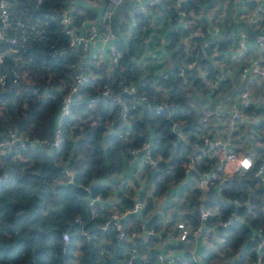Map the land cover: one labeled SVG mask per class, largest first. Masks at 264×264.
<instances>
[{"label":"trees","instance_id":"trees-1","mask_svg":"<svg viewBox=\"0 0 264 264\" xmlns=\"http://www.w3.org/2000/svg\"><path fill=\"white\" fill-rule=\"evenodd\" d=\"M21 1L27 7L26 13L17 11L11 17L37 25L36 30L27 32L28 37L24 41L9 44L0 40V74H3V81L0 82V137L12 127L30 138L49 140L56 123L61 94L76 69L78 62L75 60L80 51L67 47L66 36L58 23V12L64 0ZM215 1L182 0V7L199 13ZM176 2L159 0L147 8V14L134 12V24L128 38L115 40L120 56L111 69L107 68L105 61L97 66L82 64L81 68L91 70L94 75L89 76L80 87L69 113L61 118V142L57 149L18 147L0 159V264H124L123 258L132 243L139 255L133 264H144L140 259V255L148 249L144 239L136 236L133 242H116L110 227H100L107 210L97 209L96 214L90 216L88 199L100 193L103 197L114 195L122 205L130 204L129 182L116 186L118 174L125 154L130 156L129 149L145 140H150L153 153L163 158L157 168L152 171L147 169V180L155 188V194L164 193L171 181L183 184L181 191L185 186L189 187L190 183L186 185L182 180L181 164L190 145L185 146L176 140L171 127L172 121L179 119L189 141L196 139L202 124L195 105L203 99L196 94L198 98L195 96L191 101L192 96L185 93L183 86L200 89V95L211 97L226 80L217 90L211 91L204 87L195 67L185 68L182 74L178 68L187 61L195 60L206 70V76L212 78L213 62L226 58L227 45L232 41L229 31L235 26L245 27L244 19L232 26H229L232 23L229 19L227 26L230 30L224 29V35L194 38L190 43L192 46L185 47L180 40L186 30L177 21ZM256 3L257 0H247L244 13ZM72 16L73 24L77 26L79 18L74 13ZM159 23L163 26L154 29L153 26H159ZM154 30L157 40L151 39L146 43ZM248 32V44L254 47L259 29L249 24ZM203 40L209 41L204 49L201 46ZM146 45L151 50L142 56ZM12 48L37 66L41 73L37 78H30L33 85L26 92H23L26 88H23L14 69V61L9 56ZM162 56L167 64L164 69L158 70L161 66L158 60ZM68 62L74 64L66 67ZM66 74L69 81L63 90L51 91V85L58 83ZM164 74L167 75L164 77ZM124 84H134L137 91L145 93L153 104L163 99L169 105L160 113L135 108L124 117L120 116L119 105L110 99H98L91 107L86 106L90 97H97L102 85L110 93L119 92L122 97H127L121 92ZM8 99L11 102L5 104ZM259 110L264 111V104H260ZM263 125L264 121L261 122V129ZM259 163V160L253 159L252 167L243 176L233 175L225 183L224 194L242 199L241 188H248L249 199L255 204L251 214H247L243 206L234 207L238 218L228 228V234L221 235L224 236L222 247L226 264H245L255 254L256 241L250 240V236L258 228H262L264 233V208H261L264 185H256L257 179L253 175ZM66 170L72 173L70 181L65 175ZM140 192V196L146 197L149 203L142 215L148 218L149 224L159 228L161 223L156 215H150L154 200L145 193V188ZM199 193L196 189L190 192L193 208L186 216L192 225L198 223L194 205L201 202L204 206L217 207L225 214L232 208L218 199L211 186L202 201L198 200ZM130 221L131 227L135 226L133 217ZM62 232L66 233V240H62ZM204 251V259L208 263L212 254L206 249ZM230 254L234 255L231 260ZM178 264H193L187 251Z\"/></svg>","mask_w":264,"mask_h":264},{"label":"built area","instance_id":"built-area-1","mask_svg":"<svg viewBox=\"0 0 264 264\" xmlns=\"http://www.w3.org/2000/svg\"><path fill=\"white\" fill-rule=\"evenodd\" d=\"M34 1L40 2V0ZM158 1L106 0L105 7L98 16V22L102 27V45L96 47L93 51L91 47L95 46L98 35V25L94 21L86 23L85 26H80L82 29L79 30L78 25L73 24L71 11L64 10L59 15L58 23L61 31L66 36L67 47L78 49L80 56L88 54L85 60L86 64L97 66L101 61L99 54L103 53L106 55L107 68L111 69L120 56V52L115 45L116 35L110 26V21L115 12L130 3L131 6L135 7V11L147 14V8ZM11 4V0H0V40H6L9 44H14L17 40L24 41L28 37L27 32L36 30L37 24L20 18H12ZM175 6L177 21L186 30L180 40V43L185 47L192 46L190 43L194 38H218L223 35L221 34L222 28L206 21L211 17L210 15L204 12H192L182 7V0H177ZM244 21L245 27H239L230 32L232 41L227 45L226 51V58L238 63V77L243 84L239 98L229 103L231 126L228 132L225 135H220L200 131L197 132L196 139L189 141L188 134L181 127V120H173L171 127L176 140L182 142L185 146L190 145L181 164L182 180L186 184L187 182L190 183L189 193L194 189L198 190L200 192L198 200L202 201L207 188L211 186L223 204L232 206L229 212L225 214L217 207L204 206L201 202L199 205H194L198 223L192 225L187 219L176 221L175 229L177 232L174 233L173 230L164 227L157 228L149 224L148 218L142 215V212L148 208L149 203L146 197L140 196L141 189L139 186L128 184L130 190L129 205L120 204L116 198L111 197L113 195L103 197L100 193H96L88 199L90 216H94L97 209L107 210V216L100 227H110L114 231L116 242H119V240L132 241L136 236L144 239L148 247L147 252L140 255V259L144 264H178L184 254L174 251L179 242H186L201 236L222 242L224 236L228 234V228L238 218L237 210L234 207L243 206L247 214H251L255 210V204L249 199L250 189L241 188V197L244 196L242 199L226 195L223 192L225 183L229 178L233 175L243 176L253 164V159L248 154L242 151L237 153L232 149V139L230 138L233 133H237L241 138L252 136L257 140L264 139L261 129V122L264 121V111L259 110L260 104L253 89L255 85L264 79V0H257L256 5L245 13ZM249 24L259 29L254 47L248 44ZM208 43L209 41L203 40L202 49ZM256 49H260L261 53H256ZM82 64H76V69L72 73L65 91L61 94L58 115L51 138L49 140L30 138L12 127L7 128L0 137V159L18 147L37 148L43 146L53 149L58 148L61 142V118L69 113L73 98L77 95L80 87L89 76L92 77L91 70L81 68ZM193 67L197 70V76L204 82V87L211 91L217 90L221 82L229 78L231 72L230 65L224 60L213 62L214 72L212 78L206 76V70L195 60L185 62L178 69L182 74L185 68ZM2 81L3 74H0V82ZM199 90L195 88L197 95H200ZM121 92L127 97H122L119 92L110 93L108 88L102 85L97 91V97H90L86 102V106L91 107L98 99H110L119 105L120 116L124 117L128 111L135 108L152 109L160 113L169 105L163 99L153 104L145 93L137 91L134 84H124L121 87ZM217 111L218 107L204 111L200 118L201 123H205L208 117ZM238 125H241V127ZM115 133L121 136L120 133L116 131ZM128 153L130 156L141 155L143 163L149 171L157 168L159 162L163 160L160 154L153 153L150 140H145L141 145L132 146ZM245 162H247V165ZM227 164H230V166L227 167ZM65 175L67 180L70 181L72 173L66 170ZM253 175L257 179L256 185L258 183L264 185V157L260 159ZM261 208H264V202ZM147 214L149 215V213ZM132 217L136 221L133 227L130 223ZM125 220L127 222H124ZM61 238L62 240L67 239L65 232L61 233ZM250 240L256 241L255 254L252 258L247 259L245 264H264V233L262 228H258L250 236ZM186 251L189 253V260L193 264H207L204 253H198L191 248ZM138 256L136 245L132 243L127 253H125L123 262L124 264H133ZM231 258H234L233 254H230L229 260ZM71 264L76 263L71 262Z\"/></svg>","mask_w":264,"mask_h":264},{"label":"crops","instance_id":"crops-1","mask_svg":"<svg viewBox=\"0 0 264 264\" xmlns=\"http://www.w3.org/2000/svg\"><path fill=\"white\" fill-rule=\"evenodd\" d=\"M224 1L229 3L228 6V8L230 9L229 13H224L223 15H221L218 12V10L213 9L214 5L216 4L215 2L212 5L208 6V8L204 11V13L211 16L209 19H206L208 23H212L222 28L221 34L224 33V29L228 31L229 27L227 26V24L229 19H232V23L229 24V26L230 25L232 26L234 22L242 21L241 20L242 14H245L244 12L247 7L246 4L247 0H224ZM11 3L12 4L10 10L12 16H15L14 14H16L17 11H21V10L26 13L25 10L27 7L23 6L24 3L21 0H11ZM105 4H106L105 0H64V3L62 4V7L59 9L58 12L59 14H61L64 10H69L72 13H74L75 17L77 19L79 18V23L77 26L79 30L82 29V27L80 26H85V24L88 22L94 21L98 25V35L96 38L95 46L91 47L92 51L96 47L102 45V40H101L102 27L101 24H99L98 22V16L105 7ZM134 12H135V7L131 6L129 3L128 6L127 5L122 6L113 15L110 21V26L114 30L116 38L118 40L124 41L125 39L128 38L130 34V28L134 24ZM25 16L27 17L26 14ZM155 27L156 26H153V28ZM235 27L236 30L238 26ZM233 30L234 28L231 31ZM11 50L12 51H10L9 56L14 61V69L16 70L21 80H28L30 78L33 79L41 75V73L38 72L39 71L38 67L34 66V64L30 63L27 59L23 58V56L19 55L17 49L12 48ZM256 53H261V50L256 49ZM87 56L88 54H85L84 56L78 55V58L76 60H78V63L84 64ZM99 58L101 61H105L106 55L100 53ZM228 64L231 67L230 76L226 80V82L222 84L220 89L216 91V93H214L211 97L205 94L199 95L200 97L202 96L201 99H203V102H199V104H196L195 106L198 109V115H199L198 120L200 124H202L201 126H199L201 129L200 131L225 135L228 132L229 127L231 126L230 116H229L230 115L229 103L239 98L241 90L243 88V84L238 77V63L235 61L228 60ZM93 75L94 73H92V76ZM189 88L191 89V92L188 91V86L185 85L183 86L185 93L187 95H191L192 96L191 101H193L197 93L195 92V89H192L191 87ZM253 89L259 104H264V79H262L259 84L255 85ZM215 107H218V111L216 113H212L208 117L205 123H201L200 117H202V113L206 110H213ZM238 126L241 127V125ZM262 131L264 134V125L262 126ZM230 139H232L231 147L235 152L238 153L242 151L243 153L248 154L252 159L259 161L262 157H264V139L257 140L252 136H245L241 138L235 132L233 133ZM131 157L136 159L137 158L142 159L141 155L131 156ZM124 161L125 159H123V166L121 168V171L124 170L125 168ZM226 166L229 167L230 164H227ZM149 183L150 181H148V185ZM182 185L178 184L176 186V189L180 191ZM172 191L173 189L167 190L168 193H171ZM162 195L164 196L165 192L162 193ZM163 196L156 197V202L157 201L159 202L158 204H156L155 210L150 214L151 216L153 214L156 215L157 220L161 223L160 227L173 230L174 233H176L177 231L175 229V222L181 220L179 219L178 215H180L183 212L180 211L176 217L173 216L170 207L167 206V203L162 202L160 200V198ZM111 197L115 198L114 195ZM191 213L193 214V212ZM185 217L187 218L186 214ZM205 239L206 240L203 241L200 239V237L190 239L189 241H186V242H190L188 247L185 244V242H179L178 246L175 247L174 251L179 253H184L186 252V250H188V248H191V249H195L196 252L198 253L205 254L206 251H204V249H206L209 253L212 254V258L207 264L228 263L225 260L226 257H224L223 247L220 250L216 249L217 246L216 244H220L221 241L212 238L211 239L205 238ZM207 242L209 243V245L206 244Z\"/></svg>","mask_w":264,"mask_h":264},{"label":"rangeland","instance_id":"rangeland-1","mask_svg":"<svg viewBox=\"0 0 264 264\" xmlns=\"http://www.w3.org/2000/svg\"><path fill=\"white\" fill-rule=\"evenodd\" d=\"M215 3L216 4L214 5L213 9L218 10V12L221 15H223L224 13H229L230 9L228 8V6H229L228 2H225L224 0H218ZM232 11H234V10H232ZM243 19H244V14H242L241 20H243ZM162 26H163V23H159V26L156 25L155 28L158 29L159 27H162ZM156 33L157 32H155V30H154L153 33H151L152 37L151 38L149 37L148 39H146V43H149V41H151V39H155V41H156L157 40L155 38ZM2 41H0V43H2ZM150 50H151V48L148 49L147 45H146L145 50L142 53V56H145L146 53H148ZM223 60H224V62L228 63L227 58H223ZM75 61L78 62V60H75ZM158 61H159V64H161V66L158 67V70L164 69V67L167 64L166 58L162 56L161 59H159ZM72 64H74V62H68L66 67H70L69 65L72 66ZM68 81H69V77L66 74V77L60 78V80H58V83H53L54 85H51V86H53L51 89L48 86V89H50L51 91H57L58 92L60 90H63V88L67 85ZM20 82L22 83L23 88L24 87L26 88V90H23V92H26L29 89V87L31 85H33V82L30 79L20 80ZM48 85H49V83H48ZM45 86H47V85H45ZM188 91H190L189 88H188ZM21 96H22V94H21ZM12 100H15V99H12ZM5 102H6L5 104H9L11 102V99L6 100ZM124 159H125V161H124L125 162V168H124V170H122L120 172V174H118L119 182L116 186H119V184L122 182H129L136 187L139 186L140 189L145 188V190L147 191L145 193L147 195L151 196L152 199L154 200L152 209L150 210V213H152L155 210L156 204H158V202H159V201L156 202V197L157 196H163V195L162 194L156 195L155 191H154L155 188L150 184L148 185V180H147L148 170H147V167L144 165L141 158L136 159V158H133V157L125 154ZM177 185L178 184L175 181L169 182L167 184V187H166L165 195L163 197H161L162 199L160 198V200L162 202L167 203V206L170 207V210H171V213L173 216L176 217L179 214V212L182 211L183 213L178 215V217H179V219L183 220L184 218L187 219L185 217V214H187L188 211L192 210L193 204H192L191 199H190L189 190L186 188V186L182 189V191H181V189H180V191H178L176 189ZM169 189H173V191L171 193H168L167 190H169ZM200 239L202 241L206 240L205 237H203V236H201ZM185 244L188 247L190 242H185ZM206 244L209 245L208 242ZM216 245H217L216 246L217 250H220L222 248V242L220 244H216ZM214 246H215V244H214Z\"/></svg>","mask_w":264,"mask_h":264},{"label":"clouds","instance_id":"clouds-1","mask_svg":"<svg viewBox=\"0 0 264 264\" xmlns=\"http://www.w3.org/2000/svg\"><path fill=\"white\" fill-rule=\"evenodd\" d=\"M246 163V165H247V162H245Z\"/></svg>","mask_w":264,"mask_h":264}]
</instances>
